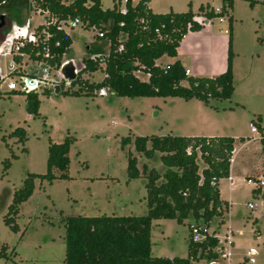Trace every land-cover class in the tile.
<instances>
[{
	"label": "rangeland",
	"instance_id": "obj_1",
	"mask_svg": "<svg viewBox=\"0 0 264 264\" xmlns=\"http://www.w3.org/2000/svg\"><path fill=\"white\" fill-rule=\"evenodd\" d=\"M100 1L104 10L113 9L118 2L120 9L125 8L124 0ZM136 3L134 0L133 6ZM201 6L222 7V1L151 0L148 3L155 14L190 10L197 14ZM234 6L235 91L231 100L211 99L204 104L180 98L130 99L111 93L101 97L98 91L95 95H72L79 93V87L71 86L67 81L57 85L60 76L52 71L48 78L40 80L37 91L40 115L34 117L27 111L24 92L11 93L8 81L0 86V264H65V219L68 217L145 216L148 212V179L143 171L146 167L148 171L164 173L166 168L160 154L147 159L136 151L133 140L127 146L124 140L168 135L244 139L245 145L238 142L233 157L232 177H235L231 193L229 178L220 180L223 198L232 197L231 211L225 215L224 223H213L207 235L214 233L221 246L227 231L232 230L234 244L230 247V264H245L244 257L249 248L257 250L256 264H264V187L261 192L253 194L255 187L247 183V175L257 178L264 174V147L261 143L264 135V17L256 15L258 21L251 19V9L246 1L235 0ZM254 7L261 10L264 5ZM1 16H4L5 26L0 31V41L6 35L13 36L17 25L37 28L45 22V17L31 13L28 5L17 2L12 10L0 8ZM208 26L228 30L229 20L220 24L215 18ZM66 33L71 37L72 45L63 59H74L77 68L83 71L85 61L92 55L86 48L103 42L95 38L97 30L94 28L66 29ZM172 62L171 58L164 56L157 64L165 67ZM11 64H14L11 56L2 57L0 54L3 76L10 74L8 67ZM14 65L18 68L13 73L19 72L21 78H37L39 69H46L45 64H38L28 57L21 58ZM104 69L102 65L94 73H85L83 79L89 83H101L105 77ZM135 75L142 81L148 76L142 72ZM17 82L19 84L21 80ZM55 86L61 88L59 94H55ZM18 89H21L20 84ZM46 90L50 91L49 95L45 94ZM66 92L71 94L66 95ZM251 125L260 127L258 134L252 133ZM17 129L26 131L28 140L24 145L13 134ZM66 137L75 139L69 151L70 178H56L51 184L37 180L32 196L19 206L15 215L11 209L14 193L22 189L29 174L47 173L50 144L63 143ZM24 148L27 152H23ZM133 158L141 174L137 179L129 176ZM201 168H204L203 164ZM53 174L60 176L57 170ZM249 205L253 206L252 210ZM202 225V221L194 220L184 224L174 220L154 221L150 241L153 255L186 258L192 239L191 227ZM12 227L17 228L13 230ZM223 245L228 251V245L224 242ZM200 263L207 264L204 260ZM217 264L228 262L219 259Z\"/></svg>",
	"mask_w": 264,
	"mask_h": 264
},
{
	"label": "trees",
	"instance_id": "obj_2",
	"mask_svg": "<svg viewBox=\"0 0 264 264\" xmlns=\"http://www.w3.org/2000/svg\"><path fill=\"white\" fill-rule=\"evenodd\" d=\"M126 0V14H122L116 3L114 8L104 10L100 0H47L42 3L52 16L59 20L78 18L84 22L85 29L96 27L106 31L104 38H97L102 45H91L86 48L92 55L104 54L106 59L86 61L81 75L71 82V86L79 87V93L72 95H95L96 91L106 88L109 93L118 97L136 98H180L185 101L197 100L207 104L209 100H231L234 95V74L232 50V34L229 31V50L227 70L215 78H194L186 76L180 61L165 67L157 61L167 56L177 58V49L183 38L189 33L200 32L203 26L194 21L195 17L215 19L211 7L201 6L198 13L191 10L186 13L154 14L148 8L151 0ZM223 8L233 9L235 0H221ZM256 5L254 0H242ZM17 3L28 5L26 0H0V8L12 10ZM232 21L231 14L228 17ZM19 21V20H18ZM143 21V23H141ZM20 22V21H19ZM123 24V26H121ZM145 28V29H143ZM161 29L160 35L154 33ZM52 34L49 47L53 58L49 64L60 65L63 56L68 53L72 39L55 27L48 28ZM60 42V47L54 43ZM123 50L119 51V47ZM34 59L36 52L43 54V45L34 50H24ZM21 61L20 57L14 58ZM104 66V79L101 83H89L82 74L94 73ZM148 75V81L140 80L135 73ZM12 76V75H9ZM16 93L15 91H10ZM61 92V88H60ZM46 95L50 91H45ZM71 94L69 92L65 93ZM27 111L38 117L40 100L38 93H28ZM2 92L0 91V100ZM260 130L258 126L256 128ZM24 145L27 142L26 131L17 129L14 133ZM133 140L136 151L146 157L161 155L166 168L164 173L148 171L145 167L148 183L147 207L145 216L128 217H68L65 219V264H193L195 261L218 259L216 249L219 240L213 235L205 236L202 242H191L186 258L156 257L153 255L150 241L152 224L158 220H174L178 224L186 221H202L203 227L210 228L213 223L222 224L229 211L227 202L220 197V180L229 178L235 144L237 140L230 137H181V136H149L124 140L129 145ZM75 141L66 137L63 143H51L48 150L47 173L44 175L29 174L22 189L13 196V209L18 214L19 206L28 201L35 189V182L52 183L54 179L68 180L70 167L69 151ZM239 142H244L239 139ZM264 147V135L261 138ZM23 149V152H27ZM204 168H201V164ZM57 170L59 177L53 174ZM130 178L141 177L136 167V159L130 160ZM255 191V190H254ZM258 191V190H257ZM254 193V192H253ZM17 227H12L16 230Z\"/></svg>",
	"mask_w": 264,
	"mask_h": 264
},
{
	"label": "built area",
	"instance_id": "obj_3",
	"mask_svg": "<svg viewBox=\"0 0 264 264\" xmlns=\"http://www.w3.org/2000/svg\"><path fill=\"white\" fill-rule=\"evenodd\" d=\"M26 1L28 2V7L30 8V10L33 14H37L39 16L45 17L44 24L38 25L37 28H33L32 25H27V24L24 25L23 27H19L17 25L16 26L17 32L13 36L9 37L8 35H6L5 39L3 41L2 40L0 41V43L2 44V47H0L1 48L0 49L1 56L2 57L11 56L14 64L16 63L14 60L15 57H20V58L28 57V59L34 60L38 64L43 63L46 65V69H42L44 71L43 79H39L38 75H37V78L36 77L35 78H29L28 76L23 77V78L18 77L20 74L19 72L13 73L17 70L16 67L18 68V66H15L14 64L9 65V67H8V69L10 71L9 75H12V76H9V75L6 77L3 76L1 74V69H0V81H1L0 86L4 82L6 83L8 81L7 86H8L9 91H15V92L21 91V92H24V94L36 93L38 91V89L40 88V83H41L40 80L44 81L45 78H48V76H49L48 73H50L52 71H55L60 76V80L57 81L56 84L61 85L66 80L61 75L60 69H61L62 65L67 61L73 62L75 69H76L77 78L81 75L82 71H80L77 68V64H76L74 59L66 60L64 58L61 61L60 65L52 66L49 64L48 60L53 58L54 55L51 53L50 47H49V41L52 39V34L50 32H48V28L55 27V29L57 31H62L66 35H68L66 33V29H76L78 27H84V25H85L84 22L78 18L59 20L56 17L52 16V14L48 8H43L41 6V4L46 2L47 0H26ZM67 1L68 0H62V2L66 3V4L68 3ZM254 1L257 4L264 5V0H254ZM124 2L126 3V0H124ZM212 10H213V13L217 16L216 18H218V21L220 24H224L228 20V17L231 13V10L229 8H223V7H216V8H213ZM121 12H122V14H126V8L121 9ZM212 20H214V19H212ZM212 20L206 19L202 16L194 18V21L197 22L198 24H200L201 26H203V28H205L206 26L211 24ZM141 23H143V21H141ZM121 26H123V24H121ZM208 27H210V26H208ZM92 28L97 30L95 37L104 38V36L106 34L105 30H102V29H99L96 27H92ZM143 29H145V28H143ZM160 31H161L160 28H156L154 33L157 35H160V33H161ZM226 33H229V31L227 30ZM8 41L10 43H9V45H6V42H8ZM39 45H43V51L44 52H43V54L36 52L34 54V59H32L24 51L27 48H31L32 50H34ZM60 46H61V43L59 41L54 43V47H60ZM118 50L119 51L123 50V46H120ZM104 59H106V53L100 54V55H91V57L87 61H89V60L98 61V60H104ZM85 64H86V61H85ZM39 71H40V69H39ZM185 74H186V76H190V71L185 70ZM83 76L84 75L82 74V77ZM19 79L21 80V82L19 83L21 86V89H18L19 84H18L17 80H19ZM69 83H71V82H69ZM98 93L101 97H107L109 95V91L106 88L100 89L98 91ZM251 131L258 133V130L253 125H251ZM247 183L250 186L255 187L254 190H256V191L262 190V188L264 187V176L257 177V178H250L247 180ZM249 209L252 210L253 206L249 205ZM191 231H192V241L194 243H199L205 239V236H207L208 228H205L203 226H200V227L192 226ZM233 237H234V232L229 229V231H227V234H226L224 240L221 241V246L219 243V247L216 249L217 254H218V259H216V260L213 259L210 261L204 260V262L207 264H217L218 260L221 259L223 261H227L228 264H230L231 263L230 247L234 244ZM217 239H218V237H217ZM223 242L228 245V251L225 250ZM256 254H257V250L255 248H249L246 251V255L244 257L245 264H256V260H255ZM194 264H201V263H200V261H198V262H195Z\"/></svg>",
	"mask_w": 264,
	"mask_h": 264
},
{
	"label": "crops",
	"instance_id": "obj_4",
	"mask_svg": "<svg viewBox=\"0 0 264 264\" xmlns=\"http://www.w3.org/2000/svg\"><path fill=\"white\" fill-rule=\"evenodd\" d=\"M27 4H28V2H27ZM249 6L251 9V11H249V17H251V19H255L256 15H258V16L261 15L262 17H264V7H262V9L259 10L256 7H254L255 5L249 4ZM149 9L151 10L152 13H154L151 8H149ZM29 10H30V8H29ZM30 12H31V10H30ZM230 14L232 16V21H233L235 15H236L235 6H233V9L231 10ZM232 21L229 22L228 31H231L232 42H233ZM255 21H258V20L255 19ZM226 31L227 30L223 29L222 27H219L217 29H215L214 27H209V28H203L200 32H195V33L189 32L183 38L182 42L180 43L179 48L177 49V58H175V59L171 58V59L173 60V62L180 61L183 68L185 70L190 71L191 77L203 78L201 76H205L204 78H215V77L220 76L221 74L225 73L227 70V60H228V50H229L230 38H229V33H226ZM233 74H234V78H235L234 60H233ZM197 76H200V77H197ZM146 81H148V76H147ZM191 101H193V100H191ZM198 102H200V101H198ZM252 133L258 134L256 132H252ZM186 137H203V136L190 135V136H186ZM205 137L213 138V136H205ZM239 139H242V138H239ZM239 139H235V140H237V142L235 144V150L233 153V157H234L235 153L237 152L236 145L238 144ZM240 143H241V146L245 145L244 142H243L244 144L242 142H240ZM233 157H232V162H233ZM232 162H231L230 176H229L230 193L233 190V181H234V177H235V176L232 177L233 169H234V165ZM261 176H264V174H262ZM251 177H255V176L254 175H247V179H249ZM219 189H220L221 200L228 203L229 210L231 211V206L233 204L231 195L229 196V199H224L223 194H222V190L220 188V184H219ZM258 192H261V190H258V191H256V190L254 191V189L252 190L253 194H257ZM263 198H264V196H263Z\"/></svg>",
	"mask_w": 264,
	"mask_h": 264
},
{
	"label": "water",
	"instance_id": "obj_5",
	"mask_svg": "<svg viewBox=\"0 0 264 264\" xmlns=\"http://www.w3.org/2000/svg\"><path fill=\"white\" fill-rule=\"evenodd\" d=\"M4 26H5L4 16H1L0 17V31L4 28ZM60 73L63 76V78L68 82H74L77 79L76 69L72 61L65 62L60 69ZM43 77H44V71L40 69L38 78L43 79ZM54 92L55 94H59L60 87L55 86Z\"/></svg>",
	"mask_w": 264,
	"mask_h": 264
}]
</instances>
